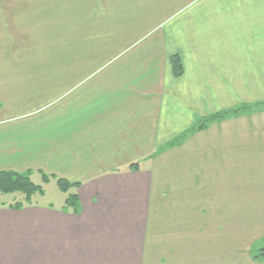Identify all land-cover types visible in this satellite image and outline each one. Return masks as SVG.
<instances>
[{
	"label": "crops",
	"instance_id": "0c3cea01",
	"mask_svg": "<svg viewBox=\"0 0 264 264\" xmlns=\"http://www.w3.org/2000/svg\"><path fill=\"white\" fill-rule=\"evenodd\" d=\"M262 105L264 0H0V173L77 209L0 205V264H264Z\"/></svg>",
	"mask_w": 264,
	"mask_h": 264
},
{
	"label": "trees",
	"instance_id": "16d2710c",
	"mask_svg": "<svg viewBox=\"0 0 264 264\" xmlns=\"http://www.w3.org/2000/svg\"><path fill=\"white\" fill-rule=\"evenodd\" d=\"M171 66L173 70V75L175 77H180L183 73L182 70V65L178 57H172L171 58ZM258 106V105H257ZM264 106V105H262ZM251 109V107H250ZM246 106H241L233 110L229 111H222L220 113H217L215 115H211L207 118H204L195 128L193 131H197L199 129H202L205 127L210 122L221 120L227 117H235L239 114H242L244 112H247L250 110ZM187 133L181 135L180 138L184 137ZM174 144V143H173ZM172 145V144H170ZM137 165H131L130 168L136 167ZM58 185L59 188L62 191H67L68 189V184L63 181V180H58ZM20 193L22 195L21 200L19 201H14L13 204L10 205L11 208L13 209H20L24 206L30 205V197L34 195L36 192H42L40 187H37L34 185L29 177L26 174H18V173H10V172H5V173H0V193L3 194H11V193ZM66 208H74L76 205V195L75 194H70L68 198L66 199ZM74 212H77V209H73ZM264 258V249L259 251L258 256H256L255 259H261Z\"/></svg>",
	"mask_w": 264,
	"mask_h": 264
},
{
	"label": "rangeland",
	"instance_id": "374dc122",
	"mask_svg": "<svg viewBox=\"0 0 264 264\" xmlns=\"http://www.w3.org/2000/svg\"><path fill=\"white\" fill-rule=\"evenodd\" d=\"M200 130V129H199ZM39 172H33L29 178L36 185L39 186L42 192H36L30 197V205H40L54 208H66V199L69 193H64L58 186L55 177H48L47 182L43 180V175ZM22 195L20 193L3 194L0 193V205L13 204L14 201L21 200ZM230 219L218 218V219H207L206 224L211 223V225L217 221L225 229H228ZM237 229H254L255 231H260L264 229V219H251V218H238L236 219ZM206 226V227H207ZM216 228V227H215ZM262 250V249H261Z\"/></svg>",
	"mask_w": 264,
	"mask_h": 264
}]
</instances>
